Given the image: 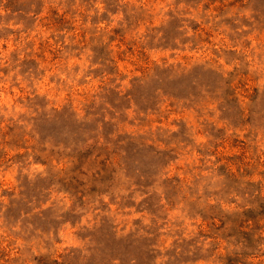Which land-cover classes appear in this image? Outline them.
Listing matches in <instances>:
<instances>
[{
	"label": "rangeland",
	"instance_id": "374dc122",
	"mask_svg": "<svg viewBox=\"0 0 264 264\" xmlns=\"http://www.w3.org/2000/svg\"><path fill=\"white\" fill-rule=\"evenodd\" d=\"M0 264H264V0H0Z\"/></svg>",
	"mask_w": 264,
	"mask_h": 264
}]
</instances>
